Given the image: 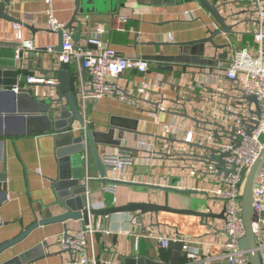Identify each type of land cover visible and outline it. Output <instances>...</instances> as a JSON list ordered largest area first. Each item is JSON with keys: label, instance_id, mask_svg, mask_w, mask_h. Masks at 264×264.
Wrapping results in <instances>:
<instances>
[{"label": "crops", "instance_id": "0c3cea01", "mask_svg": "<svg viewBox=\"0 0 264 264\" xmlns=\"http://www.w3.org/2000/svg\"><path fill=\"white\" fill-rule=\"evenodd\" d=\"M44 1L12 0L8 16L17 22L0 20V42L9 44L0 45V174L5 176L2 182L5 194L0 192V244L16 238L33 222L64 213L59 198L61 187H58L63 171L60 158L56 156L55 137L50 132H42L39 122L19 113V105L15 104V95H12L15 94L12 91L31 88L32 96L40 101L57 94V90L50 87L55 84L56 76L48 71L59 64L58 35L47 30ZM222 1L230 3L221 11L227 23L240 22L230 34H225L195 0H100L86 6L82 13L77 10L76 0H52L57 20L71 27L73 35H80L78 42L72 41L76 49L92 50L88 41L96 38L105 48L126 58L144 60L148 67L145 74L126 71L116 79V85L134 104L112 97L82 103L80 92L83 87L89 90L88 76L75 61L68 64L75 90L80 93L77 97L80 112L90 131L108 134L112 127L113 138L120 135L118 149L95 145L100 159L109 150L138 156L147 148L161 156L148 165L138 163L120 172L105 173L108 180L117 182L107 184L101 181L84 143L80 165L72 164L67 172H78L80 184L87 186L89 205L104 209L147 203L211 212L217 216L203 225L193 215L158 212L139 216L140 227H131L132 213L91 217L90 224L96 230L91 245L99 264H124V257L140 255L170 264L172 251L157 247L151 239L157 234L168 237L170 242L194 241L189 250L196 253L195 260H188L184 254L179 264H227L224 261L204 262L219 255L220 244L225 240L223 220L219 218L221 207L207 197L218 183L217 177L205 165L181 155L202 152L187 145L170 143V140L185 139L190 131L198 143L203 142L199 139L208 137L183 114L193 119L214 120L213 115L222 104L233 105L234 85L212 74L217 64L224 66L233 50L253 49L255 28L249 14L235 17L243 6L234 4L238 0H214L216 3ZM119 15L128 19L123 30L116 32L112 27ZM14 24L19 25L23 40L33 44V49L23 53L17 65L13 52L18 47ZM212 24L217 25L220 34L214 35L217 30ZM100 27L103 33L97 32ZM210 37L212 43H205ZM48 47H52L53 52L46 51ZM29 78L41 82L27 84ZM143 83L150 87L145 89ZM24 103L21 109L28 110L29 105ZM158 106L163 110L159 111ZM166 124L174 125L177 138L162 133L161 125ZM74 127L77 129V124ZM81 133L84 135L81 131L74 135ZM141 142L145 148L139 150L137 145ZM192 169L196 173H192ZM174 179L178 181L172 188ZM109 186L115 187L114 195L105 190ZM171 189L194 191L195 194H182ZM64 225L68 234L84 229L80 220L38 227L2 251L0 264H72L70 254L59 246ZM140 233L143 237L136 253L132 241Z\"/></svg>", "mask_w": 264, "mask_h": 264}, {"label": "built area", "instance_id": "2783aa9c", "mask_svg": "<svg viewBox=\"0 0 264 264\" xmlns=\"http://www.w3.org/2000/svg\"><path fill=\"white\" fill-rule=\"evenodd\" d=\"M238 1L243 5L242 10L255 11L253 15L249 14L250 20L254 22L255 30L252 32L253 49L233 50L224 66L217 64V69L212 74L215 78H225L234 85L236 95L233 97V105H229V103L222 104L221 108L217 110L218 112L213 115L215 119L212 120L223 126L225 132L211 128L210 130L217 131L218 137L215 138L210 132L207 134L208 137L199 139L203 141L202 143H198L190 131L185 135V139L181 140L187 145L197 143L214 149L217 153L225 156L223 158L224 170L234 171V173L228 172L226 174L212 163L199 162L201 165H205L213 176L217 177L218 183L210 190L207 197L218 203L224 216L223 233L225 240L220 244V253L217 256L205 259V263L224 261L230 264H248L244 253L239 248V240L244 234L240 217L239 196L244 181L243 175L258 158L264 146V2L256 0L254 9L252 5L247 4L246 0ZM44 5L47 30L54 34L62 33V49L57 56V61L63 64L75 61L80 70H83L88 76L90 87L89 90L84 87L81 89V102L112 97L117 101L134 104L115 82L118 75L126 71H137L140 74H145L148 70L147 62L138 58L130 59L116 54L113 50L105 48L102 42L96 38L88 41V44L92 45L94 49H75L72 42L73 33L54 16L52 0H45ZM127 19L128 17L125 15L117 16L113 22V30L116 32L122 31ZM236 22L233 24L240 23L239 21ZM13 27L16 34L15 39L18 42V47L13 51L14 61L17 65L22 54L33 49V44L31 41L23 40L19 25L14 24ZM212 27L218 30L216 24H212ZM97 32L103 33V29L100 27ZM46 51L53 52L52 47H48ZM26 82L29 84L41 81L29 78ZM143 84L145 89L150 87L149 84ZM16 89L14 90L16 91ZM243 96H254L257 99L260 110L259 117L254 115L255 105L242 101ZM158 110L162 111L163 107L158 106ZM161 131L164 135L177 138V130L173 124L161 125ZM143 148H145L144 143H138L137 149ZM160 157L148 148L138 156L128 153H114L109 150L102 154L101 164L106 173H114L135 166L138 163L151 164ZM191 172L196 173V170L192 169ZM255 183L252 228L260 258L262 264H264V164ZM105 190L113 195L116 193L113 186H109ZM138 220L139 218L132 217L129 222L131 227H140ZM83 228L67 234V236L63 235L59 241V246L64 252L70 254L72 264H99L91 245L96 230L90 223ZM142 237L141 233L133 237L132 242L136 253L139 251L140 238ZM151 239L161 249L167 248L170 242L168 237L159 234L152 236ZM180 242L184 243L183 250L186 258L194 261L196 253L189 250L194 241L181 239Z\"/></svg>", "mask_w": 264, "mask_h": 264}, {"label": "water", "instance_id": "95a60500", "mask_svg": "<svg viewBox=\"0 0 264 264\" xmlns=\"http://www.w3.org/2000/svg\"><path fill=\"white\" fill-rule=\"evenodd\" d=\"M12 0H2L0 1V20L6 23L17 22L13 17L8 16V9L10 7ZM100 0H76L77 10H80V13L84 11L86 6H92L98 3ZM116 1V0H112ZM199 7L206 11L217 23L220 29L225 34H230L238 26V24L229 25L226 21V16L221 12L225 7L229 6L230 3L222 1L220 4L214 2V0H195ZM264 2V0H260ZM247 4L252 5L255 9L256 0H246ZM234 4L239 5V1H235ZM254 10H241L239 13L235 14V17H240L241 15L250 14L253 15ZM71 29V27H66ZM220 34V30H217L214 35ZM58 35V45L56 50L61 52L62 49V33H57ZM212 36V34H211ZM80 38L79 33H76L72 36L73 42H78ZM212 37L206 39L205 43H212ZM0 45H9L0 42ZM90 49H94L92 45H88ZM76 49V47H74ZM70 68L66 63H59L56 67L48 71L49 73L56 76L55 84H51L50 87L57 90V94L48 95L44 99L38 101L35 99L32 89H19L17 92L12 91L15 94V104L18 106V112L24 116H30V119H33L35 122H39L42 125V132H50L55 137V147L57 149L56 156L60 158V165L62 177L58 181L59 188V198L61 200V207L64 210V213L56 216H52L50 219L39 220L33 222L26 230L20 233L16 238L0 244V253L17 242L21 241L27 237L30 233L33 232L38 227L51 225L52 223H62L65 224L69 220H80L84 227L90 223L91 217L104 218L112 214H118L121 212L132 213L136 218L144 215H156L158 212H167L171 214H181L185 216H196L198 217L203 225H206L207 220L210 218L217 217L210 213H201L196 211L182 210V209H172L163 205L139 203L133 204L129 203L122 205L121 207H109L104 209H94L89 205V194L87 192V186L80 184V177L78 172L74 170L72 172H67L68 168L72 166L80 165V154L84 149V143L87 144L91 157H93L94 165L96 167L97 173L102 182L107 184H116L117 182L108 180L106 178V172L101 164V159L97 155L96 146H108L118 149L120 146V135L117 138H113L112 127L109 129L108 134H99L96 132L90 131L88 126L83 121L80 106L78 104V95L79 92L75 90V86L72 81V74L69 72ZM30 87V86H28ZM34 97V98H33ZM241 100L248 103H253L255 105L254 115L259 117L260 110L257 99L254 96H243ZM63 101L65 104H63ZM26 103L29 105L28 110H22L21 104ZM24 103V104H25ZM25 104V105H26ZM184 118L191 119L197 126V129L203 133H212L216 138L217 131L210 130L211 128L219 129L222 132H225L223 126L217 124L212 120H202V119H193L189 118L186 114H183ZM77 124L78 128L76 129L74 125ZM81 131L84 132L74 135V132ZM100 137V139H98ZM101 137H103L101 139ZM170 143H176L177 146L187 145L183 141L170 140ZM190 148L194 147L203 154L187 155L181 154L188 159H194L198 162H207L214 164L217 168L224 171L226 174L228 172L234 173V171H225L223 158L225 157L222 154L217 153L212 148H207L204 145L200 144H191L187 145ZM180 155V154H179ZM264 164V146L258 158L255 162L247 169V172L243 175L244 181L241 186V194L239 196V203L241 206V224L243 225V237L239 240V248L244 253L245 258L247 259L248 264H262V259L258 251L257 243L253 234L252 228V216L254 212L253 200H254V190L256 186V178L259 174L260 169ZM5 176L0 174V192L5 194V186L2 185L4 182ZM178 179H174L171 187L174 188ZM61 189V190H60ZM182 194H195L194 191H182L177 189H171ZM221 220L224 219L223 212L219 215ZM64 235L67 236L68 229L65 227ZM38 246V250L40 249ZM184 243L175 241L169 242L167 247L168 250L172 251V258L170 264H179L180 259L184 257L185 251L183 250ZM49 255V254H48ZM124 264H169L160 261H156L150 257L145 256H136V257H124ZM230 264V263H227Z\"/></svg>", "mask_w": 264, "mask_h": 264}]
</instances>
